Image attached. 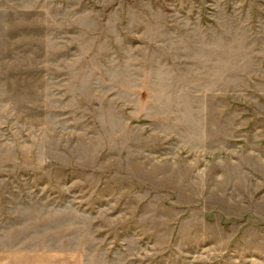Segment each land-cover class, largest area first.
I'll return each mask as SVG.
<instances>
[{"label":"rangeland","instance_id":"374dc122","mask_svg":"<svg viewBox=\"0 0 264 264\" xmlns=\"http://www.w3.org/2000/svg\"><path fill=\"white\" fill-rule=\"evenodd\" d=\"M0 264H264V0H0Z\"/></svg>","mask_w":264,"mask_h":264}]
</instances>
